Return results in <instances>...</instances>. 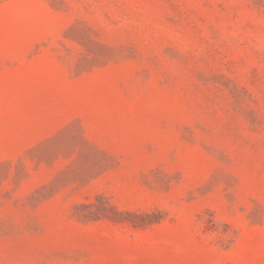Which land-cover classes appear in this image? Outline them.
<instances>
[{"label":"rangeland","instance_id":"rangeland-1","mask_svg":"<svg viewBox=\"0 0 264 264\" xmlns=\"http://www.w3.org/2000/svg\"><path fill=\"white\" fill-rule=\"evenodd\" d=\"M0 264H264V0H0Z\"/></svg>","mask_w":264,"mask_h":264}]
</instances>
